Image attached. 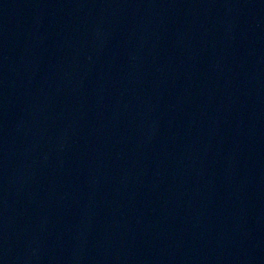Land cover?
I'll list each match as a JSON object with an SVG mask.
<instances>
[{"label": "water", "instance_id": "95a60500", "mask_svg": "<svg viewBox=\"0 0 264 264\" xmlns=\"http://www.w3.org/2000/svg\"><path fill=\"white\" fill-rule=\"evenodd\" d=\"M0 264H264V0H0Z\"/></svg>", "mask_w": 264, "mask_h": 264}]
</instances>
